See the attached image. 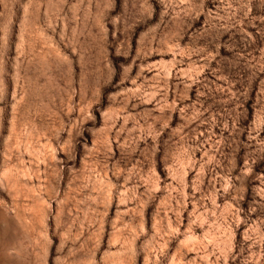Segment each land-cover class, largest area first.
<instances>
[{
	"label": "rangeland",
	"instance_id": "1",
	"mask_svg": "<svg viewBox=\"0 0 264 264\" xmlns=\"http://www.w3.org/2000/svg\"><path fill=\"white\" fill-rule=\"evenodd\" d=\"M0 264H264V0H0Z\"/></svg>",
	"mask_w": 264,
	"mask_h": 264
}]
</instances>
